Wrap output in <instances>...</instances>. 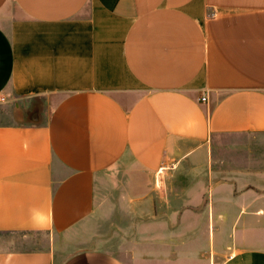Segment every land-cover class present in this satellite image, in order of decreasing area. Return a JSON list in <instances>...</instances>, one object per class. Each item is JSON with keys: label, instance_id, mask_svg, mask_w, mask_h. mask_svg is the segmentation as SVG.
<instances>
[{"label": "crops", "instance_id": "crops-1", "mask_svg": "<svg viewBox=\"0 0 264 264\" xmlns=\"http://www.w3.org/2000/svg\"><path fill=\"white\" fill-rule=\"evenodd\" d=\"M118 167L264 264V0H0V264H126L56 253Z\"/></svg>", "mask_w": 264, "mask_h": 264}, {"label": "rangeland", "instance_id": "rangeland-1", "mask_svg": "<svg viewBox=\"0 0 264 264\" xmlns=\"http://www.w3.org/2000/svg\"><path fill=\"white\" fill-rule=\"evenodd\" d=\"M128 180L124 167L112 169L99 178L95 185L94 212L78 224L74 229L76 234L59 237L56 247L59 258L82 247H97L117 255L126 264H143L144 260L146 264H220L237 248L251 245L248 241L242 247L234 240L223 238L227 237V232L214 225L211 239L207 235L208 227L203 225L181 226L170 229L172 232L169 234L163 233L157 223L159 216L155 202L146 205L139 203L140 199L130 201V196L139 194L141 183L137 180L129 184ZM149 186L154 188V182ZM166 235L177 240L179 254L166 249Z\"/></svg>", "mask_w": 264, "mask_h": 264}, {"label": "built area", "instance_id": "built-area-1", "mask_svg": "<svg viewBox=\"0 0 264 264\" xmlns=\"http://www.w3.org/2000/svg\"><path fill=\"white\" fill-rule=\"evenodd\" d=\"M199 100H201L202 102H206V101H207L206 98H205L204 96L200 97Z\"/></svg>", "mask_w": 264, "mask_h": 264}]
</instances>
